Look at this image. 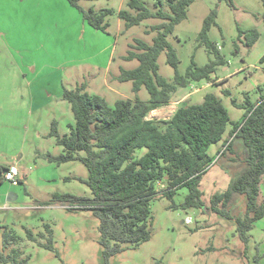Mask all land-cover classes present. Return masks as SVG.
<instances>
[{
  "label": "rangeland",
  "instance_id": "rangeland-1",
  "mask_svg": "<svg viewBox=\"0 0 264 264\" xmlns=\"http://www.w3.org/2000/svg\"><path fill=\"white\" fill-rule=\"evenodd\" d=\"M142 1L153 11L161 2L162 10L169 11L166 0ZM233 3L235 8L227 1L197 0L189 8L187 19L169 38L180 61L181 74L186 73L193 61L199 67L206 66L213 56L200 45L199 35L204 20L216 9L217 26L211 29L209 39L221 48L226 64L217 67L215 73L221 77L234 75L221 83L220 89L201 92L194 98L174 94L169 106L161 111L155 110L147 117L160 123L162 129H165L162 122L170 120L178 108L200 104L210 92L221 99L233 122L246 118L247 107H236L232 100L237 106L245 104L246 97L257 101L258 80L264 77L263 73L250 78L249 73L255 69H239L243 67V61L247 65H261L264 56V3L263 0H233ZM126 4L127 0L80 1L79 5L84 10L114 11L106 18L110 27L107 33H103L87 24L81 12L68 0H0V140H7L6 147L2 144L0 152H11L12 149L15 152L11 154H17L15 158L0 157V253L6 257L17 252L18 260H27V264H105L100 245V221L94 214L73 210L65 203L46 205L55 193L91 197L90 189L78 180L88 178L87 168L80 162L58 166L46 160V155L57 157L62 149L54 138L48 137L49 127L44 116H27V107L20 106L18 111H14L15 105L10 101L14 91L10 87L15 85L22 90L20 69L32 79L33 67L37 66L40 73L37 77L42 80L59 70L66 74V68L71 64L105 66L112 51H115V59L119 60L120 56L127 55L135 40L151 44L157 35L151 27L162 20H147L129 30L122 26L124 34L121 35L117 29V12L128 9ZM250 30H257L262 35V41L253 50L243 46L245 37L240 38V31ZM236 45L240 48L239 53H236ZM138 65V61L122 63L126 70L135 69ZM158 65L160 74L171 82L174 70L167 63L165 53L159 57ZM112 71H119L118 66L114 65ZM66 80L70 82L68 75ZM102 85V77H99L98 84L88 92L104 98L110 107H114L118 100L135 99L131 82L116 85V93ZM138 96L142 102H147L150 97L145 87ZM62 117L57 125L60 131L66 130L69 122L67 116ZM37 130L43 135L39 141L35 134ZM217 147L221 149L219 154L214 152ZM217 147L210 152L212 163L201 183L209 213L170 208L171 201L162 195L167 184L159 183V195L151 201V240L137 248L125 245V251L112 257L110 264H264V218L256 223L249 233V243L245 244L237 234L236 224L211 210L213 196L226 192L243 170L244 151H239L235 162L227 164V145ZM144 152H139L138 156ZM11 164L18 166L24 179L18 186L3 181L1 177V166L5 168ZM10 193L17 195L15 202H8ZM185 195L184 191L178 192L175 202L181 204ZM263 200L264 180L259 202ZM227 210L233 217L242 218L246 212L245 198L235 194ZM187 216L192 219L190 225L184 223ZM45 225L53 231L56 252L43 247L46 239L39 234L48 236ZM29 231L34 240L30 239Z\"/></svg>",
  "mask_w": 264,
  "mask_h": 264
},
{
  "label": "trees",
  "instance_id": "trees-1",
  "mask_svg": "<svg viewBox=\"0 0 264 264\" xmlns=\"http://www.w3.org/2000/svg\"><path fill=\"white\" fill-rule=\"evenodd\" d=\"M68 1L92 28L108 32L110 24L106 18L114 11L84 10L79 5L83 0ZM196 1L166 0L167 12L162 10L161 2L153 11L142 0H127L128 9L117 13L126 30L147 20H162L151 27L157 34L151 44L135 40L123 57L126 62L139 63L132 70L121 68L117 77L120 83L133 84L135 99L118 100L114 107H110L104 98L90 95L84 83L75 90H64V100L71 104L75 119L70 133L61 136L57 124H52L50 136L64 151L57 157L46 155V160L58 166L69 162L83 164L89 176L78 180L90 189L92 195L78 197L55 193L46 205L65 203L76 207L73 210L92 212L100 221V245L105 264H110L112 257L125 251V245L137 248L151 240V201L159 195V183L167 184L162 195L171 201L170 208L207 212L201 183L212 163L208 151L223 140L229 127V134L234 139L226 143V150L232 151L234 140L242 142L243 170L226 192L213 196L211 210L233 221L239 238L245 244L249 243V233L256 223L264 218V200L259 202L264 176V96L256 103L246 99L244 105L238 106L232 100L236 107H247L246 118L241 122L231 120L228 110L215 94H207L200 104L178 108L170 120L162 122L165 129L160 123L147 118L151 112L169 106L178 88H185L192 82L210 81L217 67L226 64L217 45L209 39L211 29L217 26L215 9L204 20L199 35L200 45L213 59L204 67L193 61L184 75L179 71L180 61L169 38L174 35L176 27L187 19L189 8ZM219 1H227L234 7L233 0ZM242 37H245L243 46L250 49L259 40L260 34L257 30L240 31ZM239 51L236 45V53ZM162 53L166 54L167 63L174 70L171 82L159 72L158 60ZM261 62H264V57ZM143 87L150 95L147 102H142L138 96ZM142 151H145L144 154L138 156ZM184 190L185 199L178 205L175 195ZM235 194L246 200V212L242 218L233 217L227 210ZM45 230L48 236L39 234L46 239L43 247L56 252L53 231L49 225H45ZM28 234L34 240L32 232ZM18 257L17 252L10 257L0 253V262L27 264V260L19 261Z\"/></svg>",
  "mask_w": 264,
  "mask_h": 264
},
{
  "label": "crops",
  "instance_id": "crops-1",
  "mask_svg": "<svg viewBox=\"0 0 264 264\" xmlns=\"http://www.w3.org/2000/svg\"><path fill=\"white\" fill-rule=\"evenodd\" d=\"M263 24H264V21H263ZM122 26L125 28L124 22L118 18L117 29H118V31H120L121 35L124 34L123 29L121 30ZM116 41H117V38H116ZM261 41H262V35H260L259 40L250 49L253 50V49L257 48L258 44ZM218 48H219V50H221V48L219 46H218ZM254 51H251V52L253 53ZM124 56H120L119 60L115 59V57H116L115 51H112L109 55V60L105 66H99L97 64L87 65V63L71 64L66 68L67 69L66 74L63 70H59L58 73H55L52 75L49 74L42 80H40L37 77V76H40V73L38 72L37 66L33 67V71L35 73H34V78H32V79H29L28 75L25 74V72H23L22 69H20L21 74L23 76V83H22V88H21L22 90H18L19 88L15 85L10 87V89L12 91H14L12 93L11 99H10L12 104L15 105L14 111H18L19 110L18 107L21 106L20 108L27 107V110H26L27 116H33L35 114H38V115L41 114V116H44V119L46 118V120L48 122L49 128L47 131H48V137L49 138H54V137L50 136L52 124L56 123L59 126L58 120L60 118L63 119L62 116H67L69 118V120H68L69 122H68L66 130L60 131L58 128V131H59V134L61 136L68 135L70 133V126L75 125V119H74V114L72 112L71 104L64 100V97H63L64 90L65 89L75 90L77 87H79L85 83L87 85V92H88L90 89H92L94 84H98V78L102 77V82H103L102 87H106L108 90H110L113 93L118 92L116 90L117 89L116 85H118V84L121 85V83L117 80V77L119 76L120 68H123L122 63L126 62V61L122 60V58ZM121 61H122V63H121ZM260 63H261L260 66H257L256 64H248L247 65L243 61V67H241L239 69V71H245V69H247V70L248 69H255V72L249 73L250 78H253L255 76L257 77L258 73H260V72H262L264 75V62H260ZM114 65L118 66L119 71H117L116 73H113V71H112ZM67 75L69 76L70 82H68L66 80ZM232 75H234V74L231 73V74H228L227 76L221 77V76L217 75V73H215L211 76L210 81L202 80L200 82H192L189 86H187L185 88H178V90L175 94H178V95L180 94L182 96H187V97L190 96V98H194L196 95H199L201 92L209 91L213 88L214 89H220L221 83L228 81L232 77ZM258 81H260V83L258 86L259 94L257 97V101L260 99V97L264 96V77H262ZM3 88H5L4 85H3ZM209 94H214V93L210 92ZM250 98L251 97H249V98L246 97V99H249V101L251 103L257 102V101L256 102L251 101ZM126 99H131V98H126ZM172 99H173V96H172ZM172 99H171V101H172ZM240 105H244V104H240ZM164 108L165 107H162L158 110L161 111L162 109L164 110ZM1 109H2V107H0V110ZM158 110H156V111H158ZM230 130H231V127L228 128V131L224 135L223 140L221 142H219L216 145L211 146V148L208 151V154L210 157H211L210 152L212 151L213 147H215V146L217 147L220 144H223V146H225L228 143L233 141L234 137L230 136V134H229ZM35 134H36V138L38 141L43 137L41 132L38 130L35 132ZM6 143H7L6 138H4L3 141L1 139L0 140V149H3L2 144L4 145V148H5ZM233 143H234V147H233L232 151H229L228 159L226 161L227 164L228 163L231 164V163L235 162L236 161L235 158H236V156H238L239 151L241 153L244 151V148L242 147V142L240 140L236 139V140H234ZM23 145H24V136L22 135L21 146L23 147ZM61 149H62V152H61V154H62L64 149H63V147H61ZM10 151L15 152L12 149H10ZM220 151H221V149H219V147H217L214 150V152H216L217 154H219ZM11 152H7V151L0 152V157H6V159L8 157L15 158L17 156V154H13V153L11 154ZM20 160H21V158H19V161ZM8 166L9 165L5 166V168H3L4 166H1V177H2V173L4 172L5 169L8 168ZM230 169H231V167H230ZM24 177L26 180V176H24ZM263 180H264V176L262 178V182H263ZM184 192L186 194L185 190H184Z\"/></svg>",
  "mask_w": 264,
  "mask_h": 264
},
{
  "label": "built area",
  "instance_id": "built-area-1",
  "mask_svg": "<svg viewBox=\"0 0 264 264\" xmlns=\"http://www.w3.org/2000/svg\"><path fill=\"white\" fill-rule=\"evenodd\" d=\"M2 180L10 183L13 186H18L23 181V178L20 176L18 166L11 165L7 169H5L4 172L2 173ZM71 208L76 209V207H71ZM184 223L186 225H190L192 223L191 217L189 216L185 217Z\"/></svg>",
  "mask_w": 264,
  "mask_h": 264
},
{
  "label": "water",
  "instance_id": "water-1",
  "mask_svg": "<svg viewBox=\"0 0 264 264\" xmlns=\"http://www.w3.org/2000/svg\"><path fill=\"white\" fill-rule=\"evenodd\" d=\"M8 202L12 203V202H15L17 200V195L13 194V193H10L8 195ZM207 213H209V210H207Z\"/></svg>",
  "mask_w": 264,
  "mask_h": 264
}]
</instances>
